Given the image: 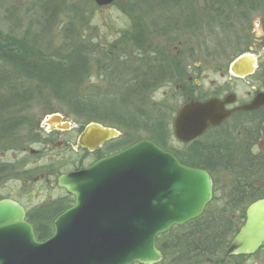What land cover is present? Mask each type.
<instances>
[{
  "label": "rangeland",
  "instance_id": "1",
  "mask_svg": "<svg viewBox=\"0 0 264 264\" xmlns=\"http://www.w3.org/2000/svg\"><path fill=\"white\" fill-rule=\"evenodd\" d=\"M43 1L0 0V26L4 31H12L19 36L29 30L42 50L47 53H67L80 45L86 53L88 62V75L84 79L80 95L95 97L99 102L98 107L102 104L107 106L110 103L109 99L115 98L112 94L121 93L129 88L127 83L131 75L141 71L143 73L148 65L147 61L168 63L171 66L168 78L148 93L151 109L162 107L173 113L174 118L179 108L191 100V94L194 92L193 82L188 81L190 72L186 70L187 65H196L199 60L206 61L207 58L217 59L219 63L210 61L206 65H210V71L203 73V69L200 68L198 72L202 73L205 88L211 81L223 83L226 79L221 77L219 69H215L245 47V42L244 45L241 43L243 39L230 32L232 30L239 32L245 26L252 27L253 39L256 41L264 32V14H260L254 24L250 22L247 24L248 20L246 23L241 21L243 24L233 20L231 24L230 21H223L220 18L212 22L215 12L210 9L211 17L202 36H189L183 41L181 53L178 55L175 48L176 38L172 41L174 0H163L158 3L155 0H115L103 7L98 6L93 0H55L60 2V5L55 3L50 8L51 12L46 11ZM262 9L261 3H258V9L249 13H262ZM242 10L240 15H244ZM232 26L231 31H226ZM230 35L237 38L232 39ZM229 47L238 48L233 50ZM156 52L158 59L151 56ZM147 55L151 56L150 59ZM221 59L224 62L221 63ZM21 81L19 91L23 92V101L13 110L21 119V124L0 142V165H4L6 171L0 179V195L13 192L15 196L22 197L21 192L25 191L33 198L31 206H38L63 193L42 182V173L48 172L52 180H55L58 171L70 168L81 161L87 165L92 155L83 150H72L69 145L62 147L55 146L54 143L47 145L49 140L45 137L49 135L45 132L43 122L48 115L60 114L64 116L63 120L71 122V127L77 126L72 130L55 134L54 138L59 140L74 141L78 133L77 128L85 126L84 119L75 116L51 97L38 100L33 96H27L31 94V90L34 91L32 87L34 83L22 81L21 84ZM237 83L242 87L245 84L244 81ZM174 118L171 122L172 128ZM102 123L105 126L116 127L107 122ZM116 129L121 135L109 140L110 144L129 135L134 136L131 130L124 131L118 127ZM143 133L137 130V137L145 138ZM172 143L175 147L183 146L174 134ZM255 152V154L264 152V133L260 149L256 148ZM211 175L214 182L212 202H220L232 185L234 174L220 170ZM39 191L41 192L38 194ZM229 264H264V248L252 255L232 257Z\"/></svg>",
  "mask_w": 264,
  "mask_h": 264
},
{
  "label": "water",
  "instance_id": "2",
  "mask_svg": "<svg viewBox=\"0 0 264 264\" xmlns=\"http://www.w3.org/2000/svg\"><path fill=\"white\" fill-rule=\"evenodd\" d=\"M108 6L114 0H93ZM255 59L238 57L231 71L252 73ZM216 100L184 103L174 121L182 143L203 136L221 121ZM57 124L56 126H54ZM43 126L71 129L60 114ZM120 131L90 122L78 145L94 150ZM57 185L73 195L74 204L54 222L55 231L38 240L22 204L0 199V264H160L157 238L175 226L200 217L213 199L210 172L183 164L175 154L144 138L90 166L61 174ZM264 246V198L251 203L227 255H252Z\"/></svg>",
  "mask_w": 264,
  "mask_h": 264
},
{
  "label": "trees",
  "instance_id": "3",
  "mask_svg": "<svg viewBox=\"0 0 264 264\" xmlns=\"http://www.w3.org/2000/svg\"><path fill=\"white\" fill-rule=\"evenodd\" d=\"M256 1L260 3L262 0ZM55 3L60 5L55 0L43 1L48 12ZM235 4L236 0H211V9L215 12L212 22L220 18L231 23L234 19L229 16L233 15L224 12H229ZM232 29L233 26L226 31ZM231 32L235 33L234 30ZM151 56L158 59L157 52ZM151 56L147 55L149 59ZM146 64L143 73L131 75L127 83L129 88L112 94L115 98L109 99L107 106L98 107L95 97L80 95L88 75L87 56L80 45L67 53H47L29 30L19 36L0 26V142L21 124L13 110L23 101V92L19 91V81L22 80L34 83V91L27 96L38 100L51 97L84 119L85 125L107 122L124 131H133L134 136L116 142L119 149L142 139L137 137V130H141L145 138L174 153L185 165L206 169L211 174L220 170L233 173V183L223 200L211 202L200 217L183 226H175L157 238V247L164 255L162 264H229L234 256H227V248L244 223L246 208L264 198V153L255 154L252 149L254 134H234L226 128L213 136L204 134L175 147L172 143L173 113L162 107L151 109L148 93L168 78L171 66L150 60ZM3 167L0 165V179L6 172ZM1 198L4 196L0 195ZM38 211L40 213L33 216L37 225L35 234L39 240H44L52 234L47 227L52 216L50 205Z\"/></svg>",
  "mask_w": 264,
  "mask_h": 264
},
{
  "label": "flooded vegetation",
  "instance_id": "4",
  "mask_svg": "<svg viewBox=\"0 0 264 264\" xmlns=\"http://www.w3.org/2000/svg\"><path fill=\"white\" fill-rule=\"evenodd\" d=\"M251 3H253V6L251 5ZM260 3L261 8L263 7L262 13H249V11H255V9H258V1L241 0L239 2L236 1L235 4V6L237 5L239 7L233 6V9H231L229 12L225 11L224 14L234 15L232 17L229 16V18H233L234 20L240 22L242 21L243 23H246L248 20L247 24L249 22L254 24V21L259 17V15L264 14V0H262ZM210 9L211 0L174 1V26L172 28V41H174V38H176L175 48L177 49L176 53L178 55L181 53L180 47L182 46L183 41L187 40L189 36H202L205 27H207L208 21L210 19ZM241 10L244 15H240ZM230 34H237L238 37L242 38L243 41L241 43L244 45L245 42V47L244 49L239 50L237 53L233 54L232 59L226 61V63H222L224 62V60L221 59L222 64L219 65L217 69H215H219L221 77L225 78L226 80L223 83H215L211 81L209 86L206 88L203 85L202 73H199L198 70L200 68L203 69V73L210 71V65H206L210 61H216L217 63H219V60L217 59L207 58L206 61L199 60L196 65H187L186 70L190 72L188 81L190 83L193 82L192 88L194 91L193 94H191V97L190 94H188V96L191 98V100L201 102H205L208 100L217 101V105L219 107V110L221 111V121L216 125L210 124L205 134L213 136L215 134H218L220 131L225 130L222 128H226L228 131L234 134H237L238 132H240V134L245 132L248 136L254 134L255 139L252 149L255 152L256 148L260 149V144L264 133V32L262 37L257 41L253 39L252 27L248 28V26H245V28L241 29L239 32H231ZM231 37L232 39L237 38L236 36ZM237 42L239 43L240 41L237 39ZM229 48L237 50L238 47ZM242 55H251L254 57L256 62L252 73L240 76L231 71V65L238 57ZM240 81L245 82L243 87L237 83ZM202 89L204 90L200 92V90ZM63 119L64 116H62V121L68 122ZM68 123L71 124V122ZM56 125L57 124H55L54 126ZM75 127L77 126H74L69 130H72ZM45 128V132L49 135L45 138H47L46 140L50 141L47 142V145H51L52 143H54L55 146L59 147H62V145H69L72 150H83L89 152L92 155L90 163L86 165V163L81 161L79 163H75L70 168L60 170L58 171L55 180H52L53 178L48 172L42 173V182L49 184L50 187L60 190L63 193L62 195L52 198L49 201L38 206H31L33 203V198L28 192L25 191L21 192L23 193L22 197L15 196L13 192H9L8 194L3 196L5 198H12L23 205L26 210L27 221L32 224L34 230L37 225H35L36 222L34 221L33 216L40 213L38 211L39 208L50 205L52 216L49 217L47 221V227L48 231L53 233L55 231V219L65 210L71 207L74 204L75 200L74 196L69 194L66 189L57 185V178L61 174H67L71 171L84 169L95 163L96 161L115 154L123 150L124 148L119 149L115 145L116 142L110 144L109 140L105 141L94 150H89L82 145H78V137L85 128V126L83 125L77 128L78 133L74 141H70L67 139L59 140L58 138H54L55 134H60L69 130H62L58 129L57 127L48 128V126H45ZM40 192L41 191H39L38 194ZM34 194H36V192H34Z\"/></svg>",
  "mask_w": 264,
  "mask_h": 264
}]
</instances>
